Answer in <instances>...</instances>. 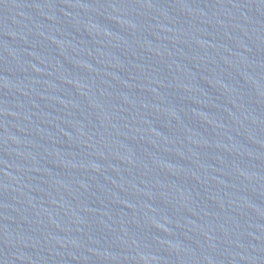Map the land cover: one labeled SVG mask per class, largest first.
<instances>
[{
	"label": "water",
	"instance_id": "95a60500",
	"mask_svg": "<svg viewBox=\"0 0 264 264\" xmlns=\"http://www.w3.org/2000/svg\"><path fill=\"white\" fill-rule=\"evenodd\" d=\"M0 264H264V0H0Z\"/></svg>",
	"mask_w": 264,
	"mask_h": 264
}]
</instances>
